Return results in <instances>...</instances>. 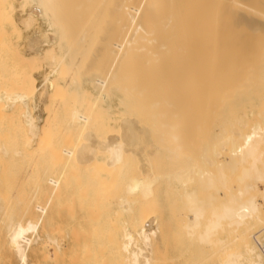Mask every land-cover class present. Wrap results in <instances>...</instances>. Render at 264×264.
Here are the masks:
<instances>
[{
  "label": "bare ground",
  "instance_id": "6f19581e",
  "mask_svg": "<svg viewBox=\"0 0 264 264\" xmlns=\"http://www.w3.org/2000/svg\"><path fill=\"white\" fill-rule=\"evenodd\" d=\"M23 1L31 6L29 15L24 19L25 26L29 27L36 19H44L48 24L44 36L50 38V41H48V48L42 49L41 52L32 57L19 55L12 56L7 60V54L4 52L12 43L11 40L0 37V126L4 121V116L8 114L5 112H15L24 118L27 136L24 138H27L29 142L38 140L42 144L47 136L52 132L54 133L53 125L47 123L49 116L45 121L47 125L44 123L43 126H46L41 129L39 117H35L31 112L32 103L35 102V95L39 90L36 86L34 73L40 69V63L44 62L50 67L46 81L53 90L52 100L49 98L51 102L56 103L64 97H61L62 95L66 97L68 94L69 96L68 100L62 99V102H64L65 107L67 103H71L70 113L66 111L67 117L64 114L61 116H65L62 119L64 122L69 115L67 126L70 128L69 131L72 130L76 134H73L76 138L74 146L72 141L70 143L72 148L62 149L63 151L59 149L62 154L57 153L64 160L61 170L53 174L48 173L47 176L46 171L42 172L46 178L41 176L42 173L40 175L43 184L40 185L39 189L47 195L48 200L45 204H37V210L41 213L38 218H30L26 222L15 221L17 211L11 210L10 214L15 213L16 215L13 218L5 209V205L9 203V192L0 191V217L5 215L9 220L8 247L20 258L21 262L28 264V249L33 242L29 233L38 231L41 222L48 214L49 208L54 206L55 201L63 196L75 197V194L69 193L72 184L70 172L76 175L80 171L88 179L94 181L92 183H106L109 188L102 186V189H110L109 192H105L108 195L114 193L111 189L122 190V188L124 194L127 192L129 195L122 196L123 191L120 193L116 190V194L120 193L121 197L118 194L119 197L116 201L110 200L111 202H109L114 206L112 212L117 216L118 214L119 216L120 214H122L121 216L124 215V220H121L119 216L117 221L108 219L107 225L109 226L99 234L97 233V237L94 238L100 243L105 242L106 244L108 241L107 243L112 247L109 248L110 251L112 249L115 251L114 254L123 255V264H162L166 259H160L156 256L157 248H161L160 246L170 237L173 238L172 240L181 237L177 234H184L189 241L197 240L194 241L197 242V244L195 243L197 247H191L189 244L190 247L187 248L188 243L185 244L183 239L184 242L181 244L185 245L186 249L183 247V250H179L178 254L175 253V257L173 254L172 259L185 258L186 263L182 260L184 264H264V238H259L264 233V163L262 162L264 153L261 151L264 148V108L261 109V112H257L259 114H255L258 115V119H252L254 120L253 123L248 120L250 114L244 110L254 100L259 99L264 102V0H116L115 7L113 6L115 0L113 2L110 0H108L109 2L106 0L102 2L101 0L103 4L99 0H88L89 3L93 4L94 2L93 7L98 1L101 6L107 2L110 3L108 6H113L111 11L114 15L112 17L107 5L105 8L107 7L106 10L109 11L108 15H111L113 23L107 19V16L105 19L102 18L105 14L107 15L108 11L104 8L102 12L103 7H97V4L96 7L99 10L102 8L100 11L102 14H98L101 17L100 20L97 15L99 12L84 9L86 12L89 11L86 13V19L90 16L88 14L96 13L92 14L94 17L91 16L93 20L90 21L89 18L87 22L95 23L97 20L94 21V18L96 17L100 21L96 22V26H98L97 23H103L107 20L108 24L111 23V28L108 29L110 32H107L110 33V41L108 45L107 43L101 45L106 47V50L102 48L101 50L107 53V50L110 49L108 55L113 56L112 62L111 57H109V61H106L108 64L102 66L107 68L111 62L110 69L107 68L108 71L106 70V77H97L92 83L96 94L90 95L89 93V97L87 96L88 89L82 85L83 73L78 74L73 81L70 80L72 82L70 84L68 83L69 79L67 80L75 70H78L76 68L78 63H75L74 55L76 54V57L81 60L79 54L83 53L79 52L80 49H75V46L78 47L79 45L82 50H86L82 46L84 47L88 40L86 37L88 34L84 35L88 32L80 31L83 32L80 35L84 36L80 38L73 36L74 38L69 45L65 43L69 27L63 23L67 27L65 28L61 24L62 21L59 23L56 19V16L59 19L58 13L64 6L60 5L62 3L60 0H58L59 4L56 0ZM82 1L84 2V0ZM97 8L95 10L99 11ZM92 9L94 10V8ZM14 10V0H0V24H2L0 36H8L7 23L12 25L13 32H19ZM109 16L108 18H110ZM62 17H64V13ZM81 22L79 21V23ZM87 22L85 21L86 27L87 24L90 26V23ZM107 23L104 25L107 26ZM93 25L95 26V24ZM93 25H91V30ZM104 25L99 24L98 28L102 27L103 30ZM74 28L72 29L74 30ZM98 28L95 29L94 27V31ZM82 30L84 29L82 28ZM75 31L74 33H77L78 37V32ZM87 31L89 30L87 29ZM97 35L98 38L100 34ZM100 41H98L99 44ZM86 44L88 45V43ZM64 45L67 47L64 48ZM58 48L64 50L59 52ZM94 51L96 52V50ZM99 54L102 55L103 52ZM81 56V58L86 57ZM105 57L93 56L88 62L93 64L91 65L93 67L99 64L97 65L99 67ZM82 60L80 62L84 63H80L79 69L85 67L84 64H87L88 57ZM6 63L11 66L9 72L6 71ZM103 68L102 71H104ZM6 72L8 76H11L8 73H12L13 80L1 87ZM87 72L89 71L87 70ZM103 75L105 76V73ZM114 89L118 93L120 92L117 100L107 104V100L111 97L110 93ZM114 106H122L121 113L128 114L126 117H122V133L115 135L112 131L106 136L104 134L96 136V133H101L108 127L102 123L103 121L112 120L116 122L118 120L114 114L109 112ZM53 107H55L54 104ZM107 111V115L103 116ZM144 112L145 115H142ZM233 112H240V114H235L234 118H225L233 116ZM130 116H134V118ZM142 116L145 118L144 120ZM66 123L64 122L65 125L60 129L66 128ZM150 126L152 129L157 128V132H151ZM152 133L158 135V140L156 139L155 143L151 139ZM18 136L21 137L22 135ZM68 136L66 137L67 141L71 140ZM45 137L46 139H44ZM50 138L47 139L49 145ZM17 139L16 142H18ZM67 144L69 145V143ZM44 145H46L45 142ZM9 146L7 145V147ZM40 146L38 147L40 148ZM0 149L6 155L9 154L5 146L2 145ZM35 150L34 152H36ZM31 151L29 152L31 153ZM21 152L17 151L19 156L13 158L18 159V161L24 160ZM34 152L32 151L35 155ZM261 153L263 154L262 158ZM100 154H103V157H99ZM21 156L23 157L22 160H20ZM8 158L10 160L11 157ZM57 158L60 161V157ZM15 159L13 162L17 165L18 161L16 160L17 163H15ZM61 162L63 161L61 160ZM246 163H250V171L254 170L252 171L253 174L256 172L257 176L250 173L254 176H252L253 180L256 177L255 182L251 180L252 177L249 178L250 175H247L249 174V170H247L249 167H244ZM47 164L48 161L45 165L47 166ZM57 165L58 162L55 166ZM74 165L79 167V171H75V168L71 170ZM228 165H231L230 168L233 171L235 170L234 174L228 170ZM241 165L244 169L242 167V170L239 171L238 176L240 178H238L235 173L238 169L240 170ZM33 166L31 164L32 174L34 172ZM10 167H7L9 169H7L6 174L7 172L13 173L11 171L13 167L12 169ZM42 167H39L40 170ZM48 167L43 168L48 170ZM17 171L14 172V175L18 173ZM29 172L26 174L28 175ZM229 172L237 177V179L231 177L232 182L234 179L232 184H237L235 188L233 187L235 190L229 189ZM18 174L21 175V173ZM49 174L50 176H48ZM242 174H246L247 177H244L247 179H241L243 178ZM17 178L15 177V180ZM235 179L237 180L236 183ZM238 179H241L239 180L240 183L244 180H247L245 183L250 180L251 182L245 185L238 184ZM79 181L78 183H80ZM258 182L262 184V188ZM106 184L104 185L106 186ZM94 185L99 187L97 183ZM86 190L83 189L80 193H85ZM98 192L100 193V188ZM105 193H100V196L104 197ZM100 196L97 195V199ZM27 199L29 200V197ZM102 200L96 202H102ZM105 200H107L106 197ZM16 206L20 207V204ZM181 229L184 230V233L180 234L183 232ZM220 231H226L227 235L225 238L216 239ZM33 237H35L34 233ZM182 237L184 236L182 235ZM48 241L58 244L56 239L50 238ZM170 246V248L177 247V245ZM58 248L60 251L61 246L59 244ZM100 249L101 247H99ZM92 250H96V248ZM89 251L91 253V250ZM166 251L169 250L166 249L164 252L167 253ZM112 256L110 255V257Z\"/></svg>",
  "mask_w": 264,
  "mask_h": 264
},
{
  "label": "rangeland",
  "instance_id": "374dc122",
  "mask_svg": "<svg viewBox=\"0 0 264 264\" xmlns=\"http://www.w3.org/2000/svg\"><path fill=\"white\" fill-rule=\"evenodd\" d=\"M66 0H63V1H61L60 0V2H62V3H60V2H58V0H56V2L59 4L60 3V5H64L63 6V8H61L60 10H61V14L60 13H58L59 14V19H58V17L56 16V19L58 20V22L59 23H61L60 21H62V23L61 24H66V26L67 27H69L68 28V31L65 29V31H67V33H66V37H65V43H68L69 45L71 44L70 42L73 40V38L75 37V38H80V37H82V36H84V35H87L88 34V36H86L87 37V42L86 43H88V45L85 43L84 44V47L82 46V45H80V46H82V48H86V50H82L81 49V47H79V45H78V47H77V45L74 47L75 49H80V51L79 52H83V53H80L79 54V52H78V54L80 55V59L81 60H79V58H77L76 57V54L74 55L75 57L74 58H76V61H75V63L77 62L78 64H77V66L78 67H76L78 70H75L74 71V73H73V75L72 74H70V75H72L70 78L68 77L67 78V80H68V83L70 84V83H72L71 81H73L74 80V78H76L77 77V75L78 74H80V73H83V79H82V85L86 88V89H88V94H87V96L89 97V93H90V95L91 94H96V90L93 88V86H92V83L97 79V77L98 78H103V77H106V72L108 71V69L107 68H109V67H111V65H110V63L112 62V60H113V56L112 55H108V51L110 50V49H108L107 50V53H105L106 51H103V50H106V47L105 46H101V45H105L106 43H107V45H108V43H109V41H110V33H107L108 31L110 32V30H108V29H110L111 28V23L110 22H112L113 23V20H112V17L114 16L112 13V11H111V7H112V10H113V6L115 7V4H116V0L114 1V0H110L111 2H113L112 4H113V6L111 5V7H109L108 6V4L110 5V3H108L109 1L108 0H106V1H108L105 5H107L108 6V8L107 9H110L109 11H111V15H112V17H111V15L109 16L108 14H109V11L108 10H106V8H105V5H103V6H101L99 3L101 2V0H99L97 3H95V7H96V4H97V7H103V10H102V8H101V10H102V12L104 11V8H105V10L106 11H108L107 12V15L105 14L102 18H106L105 16H107V19L110 21L109 23L110 24H108L107 23V21L105 22V21H103V20H101V21H103V23H97L98 24V26H96V22L98 21V22H100L99 20H100V15H98V14H102V12L100 13V11L101 10H99L97 7V10H99V11H96L95 9V7H93L92 5L94 4V2H93V4L90 2L89 3V1L88 0H84V2L81 0H67L66 2H65ZM75 1V2H74ZM80 1V2H79ZM95 1V0H94ZM55 2V3H56ZM68 2V3H67ZM77 2V3H76ZM102 2H105V0H102ZM101 2V3H102ZM64 3H67V4H64ZM83 3V4H82ZM87 3V4H86ZM89 4V5H88ZM103 4V3H102ZM14 5H15V10H14V17H15V20L17 21V23H18V25H19V32H13V30H12V25L11 24H6V27L8 28V36L6 37V36H3V35H1L0 37H1V39H4V38H7L9 41L11 40V43L13 44V46H12V44L9 46V47H7L6 48V51L4 52L5 54H7V60H9V58H12V56H25V57H32V56H34V55H36V54H38L39 52H41L42 51V49H45V48H48V41H50V38L48 39V37H46V36H44V31H46L47 29H48V24H47V22L44 20V19H41V18H39V19H36V20H34L33 21V23L29 26V27H27V26H25V24H24V19H26L27 18V16L29 15V13H30V10H31V6L29 5V4H25L24 3V1L23 0H21V1H19V0H14ZM25 5V6H24ZM67 5V6H66ZM72 5V6H71ZM77 5V6H76ZM99 5V6H98ZM30 6V7H29ZM58 6V5H57ZM62 6H60V7H62ZM66 6V7H65ZM71 6V7H70ZM84 6V7H83ZM91 6V7H90ZM89 7V8H88ZM59 8V7H58ZM73 8V9H72ZM87 8V9H86ZM91 8V9H90ZM92 8H94V10L92 9ZM87 11L88 9H89V11H94V12H99V13H97V15L99 16H97L98 18H99V20H98V18H94V21H95V19L97 20V21H95V23L94 22H89L90 23V26H88L89 24H87V27H86V23H85V21L87 22V20L90 18V21H91V19L93 20V18H91V16H92V14L94 15V14H96V13H94V12H92L91 14H88V15H90L89 17H87V19H86V13H89V11L88 12H86L85 10ZM70 11V12H68V11ZM73 10V11H72ZM78 10V12H76ZM80 10V11H79ZM84 10V11H83ZM65 11V12H64ZM20 12H22V13H20ZM76 12V13H75ZM80 12H82V13H80ZM85 12V13H84ZM63 13H64V17H62L63 16ZM75 13V14H74ZM57 14V15H58ZM69 14V15H68ZM79 17H78V16ZM66 16V17H65ZM108 16L110 17V18H108ZM17 17V18H16ZM61 17V18H60ZM73 17V18H72ZM81 17V18H80ZM92 17H94V16H92ZM76 18V19H75ZM79 18V19H78ZM69 19H70V21H72V22H70L69 21ZM114 19V18H113ZM56 20V21H57ZM81 20H83L82 22H81ZM19 21V22H18ZM64 21V22H63ZM67 21V23H65ZM69 21V22H68ZM79 21L81 22V23H79ZM87 22V23H88ZM21 23V24H20ZM23 23V24H22ZM70 23V24H69ZM105 23H107L106 25L107 26H105L104 24ZM64 24H63V26H64ZM93 24H95V26L93 25ZM99 24H103L104 26H103V30L101 29L102 27H100V29L98 28L99 27ZM21 25V26H20ZM74 25H76V26H74ZM80 25V26H79ZM84 27H86V28H84ZM91 25H93V27H92V30H91ZM109 25V26H108ZM101 26V25H100ZM36 27H38L37 29H36ZM65 27V26H64ZM67 27H65V28H67ZM74 28V27H76V28H74V30L72 29V28ZM84 29V30H82V28ZM94 27H95V29H97L98 28V30H95L94 31ZM107 27V29H105ZM110 27V28H109ZM1 28H2V24H0V30H1ZM35 28V29H34ZM34 29V30H33ZM86 29V30H85ZM87 29L89 30V31H87ZM104 29H105V31H104ZM70 30V31H69ZM76 30V31H75ZM78 30V31H77ZM74 31L75 32H78V37H77V33H74ZM80 31H86V32H88V33H86V34H84V35H80V34H83V32H80ZM94 31V32H93ZM98 32V33H97ZM37 33V34H36ZM70 33V34H69ZM85 33V32H84ZM94 33V34H93ZM1 34V33H0ZM73 34V35H72ZM93 34V35H92ZM97 34H100L99 35V37L97 38ZM91 35V36H90ZM97 35V36H96ZM103 37H102V36ZM28 36V37H27ZM41 36V37H40ZM72 36V37H71ZM74 36V37H73ZM93 36V37H92ZM68 37V38H67ZM90 37V38H89ZM91 37H92V41H91V43H90V40H91ZM101 37V38H100ZM106 37V38H105ZM108 37V38H107ZM43 38H45V39H43ZM95 38V39H94ZM97 38V39H96ZM42 39V40H41ZM71 39V40H70ZM94 39V40H93ZM102 41H100V40ZM104 41H103V40ZM96 40H97V43H96ZM107 40H108V42H107ZM43 41H44V43H43ZM89 41V42H88ZM98 41H100V44H99V42ZM92 42H93V44H92ZM43 43V44H42ZM94 43H96V44H94ZM90 44V45H89ZM92 44V45H91ZM101 46H99V45ZM39 45V46H38ZM91 46V47H90ZM93 46H94V48H93ZM98 46V47H97ZM35 47V48H34ZM67 46H65L64 45V48H66ZM92 48L91 50H90V48ZM103 47H105V48H103ZM38 48V49H37ZM74 48H73V50H74ZM101 48L103 49V50H101ZM107 48H109V47H107ZM30 49V50H29ZM77 49V50H78ZM89 49V51H87ZM37 50V51H36ZM64 49H60V48H58V51L59 52H62ZM82 50V51H81ZM94 50H96V52L94 51ZM99 50V51H98ZM90 51H91V53H90ZM93 51V52H92ZM101 52H103V54L101 55V54H99V53ZM3 53V54H4ZM34 53V54H33ZM74 53H75V51H74ZM77 53V52H76ZM110 53H111V51H110ZM17 54V55H16ZM27 56H26V55ZM31 54V55H30ZM33 54V55H32ZM96 54V55H95ZM81 55H84V56H86V57H83V58H87L88 57V60H87V64L85 63L84 64V66L85 67H82L81 69H79V67H80V63H82V62H80V61H83L82 59L83 58H81L82 56ZM101 56V58H102V56H106L105 58H103V61H102V64H100V68L97 66V65H99V64H96V65H94V67L93 66H91V65H93V64H89V60L93 57V56ZM72 56V55H71ZM79 57V56H78ZM109 57H111L110 58V60H111V62L109 63V65L107 66V68H103L104 66H106L108 63L106 62V61H109L108 59H109ZM72 58V57H71ZM104 59H106V60H104ZM75 60V59H74ZM79 62H78V61ZM84 60H86V59H84ZM102 60V59H101ZM9 62V61H8ZM41 63H42V65H41ZM40 63V69H38V70H36L35 71V77H36V86L39 88V90L37 91V93H36V95H35V102H33L32 103V108H31V112H32V114L35 116V117H39V125H40V128L41 129H43L46 125H47V123H50V124H52L53 125V130H54V133L52 132L49 136H47V139L49 140V138H50V136H51V138H50V141H49V143H50V145L48 144V141H47V139H46V137L44 138V139H46V140H43V142H42V144H41V142H38V140L37 141H35V142H29L28 140H27V138L25 139L24 137H27L26 136V127H25V124H24V118H22L20 115H19V113H15V112H5V113H8V114H6L5 116H4V121H2V124H1V126H0V147L3 145V146H5L6 148H7V150L9 151V154L8 155H6L1 149H0V191H3V192H9V196H10V198H9V203H11V205H9V203H7L6 205H5V209L7 210V213L9 214V215H11L13 218L16 216L15 215V213L14 214H10L11 213V210L12 211H17L16 213H17V217H15L14 219H15V221H23V222H26L28 219H30V218H38L40 215H41V213L37 210V204L38 203H41V204H45L46 202H47V200H48V197H47V195L46 194H44L43 192H41V190L39 189V187H40V185H42L43 184V181H42V177L41 176H45L43 173L45 172V174H46V176H47V174L48 173H54V172H56V171H59V170H61V166H62V163H64V160L63 159H61L62 157L61 156H59L58 154H62V149H65V148H72L73 146H74V141H75V138H76V136H74L73 134H75L72 130H70L69 131V129L70 128H68L69 126H67L68 125V121H67V119L69 118V115H68V118L66 119V120H64V122L66 123V128H62L63 129V131H61L62 129H60L62 126H64L65 124H64V122H63V120L62 119H64L63 117H65L66 116V111H67V113H70V106H71V103H67L68 104V106H67V104H66V107L64 106V102H62L63 100H68L69 99V96H68V94L66 95V97H65V95H62L61 97H63V98H60L61 99V101H57L56 103H53V102H51V100H52V94H53V90L51 89V87H50V84L49 83H47V81H46V76H47V74L50 72V67L46 64V63H44V62H41ZM84 63V62H83ZM82 63V64H83ZM83 66V65H82ZM88 66H91L92 67V70H90V68L88 67ZM96 66V67H95ZM103 66V67H102ZM11 66H8V63H6V71L7 72H9V68H10ZM99 69H98V68ZM86 68V69H85ZM102 68L104 69V71H102ZM48 69V70H47ZM95 69H97V70H95ZM110 69V68H109ZM88 70L89 72H87L86 73V71ZM98 70H100V71H98ZM107 70V71H106ZM82 71V72H81ZM84 71V72H83ZM7 72H6V77L4 78V80H2V83L3 84H1V87L3 86V85H6V84H8V83H11L12 82V80H13V76H12V73L10 72V73H8V74H10L11 76H8L7 75ZM105 73V76L103 75L104 73ZM101 73V74H100ZM103 75V76H102ZM9 77V78H8ZM11 77V78H10ZM5 79H6V81H5ZM71 80V81H70ZM48 88V89H47ZM51 89V90H50ZM117 91V90H116ZM115 91V89H114V91H112L111 93H110V96L111 97H109L110 99H108L107 100V104H110V103H114V101L116 102V100H117V97H118V95H119V93H118V91L116 92ZM112 94V95H111ZM51 95V96H50ZM51 100H50V99ZM66 98V99H65ZM63 99V100H62ZM112 99V100H111ZM49 101H50V103H49ZM69 102V101H68ZM263 101H260L259 99H257V100H254L253 102H250L247 106H246V108L244 109L248 114H250V117L248 118V120L250 121V122H252L253 123V121L254 120H256V119H258V115H255V114H259V113H257V112H261V109L262 108H264V106H263V104H264V102H263V104H261ZM59 103V104H58ZM49 104V106H47ZM53 104L55 105V107H53ZM116 104V103H115ZM261 104V105H260ZM249 105H251V106H249ZM47 106V107H46ZM261 106V108H259ZM48 107H49V109H48ZM251 107V108H250ZM259 109H258V108ZM58 108V109H57ZM64 108H65V111H64ZM55 110V111H54ZM60 110H61V112H60ZM122 110H123V108H122V106H114V108H112V109H110L109 110V112L110 113H112V114H114V116L115 117H117L118 118V120L116 121V122H113L112 120L110 121V120H105V121H103L102 123L103 124H105V125H107L108 127L103 131V132H101V131H98V132H101V133H96L95 135L97 136V135H103L104 134V136H106L107 134H109V133H111L112 131L114 132L113 134H115L116 135V133L118 134V135H120L121 133H122V130H121V127H122V124H123V122H122V120H123V118L124 117H126L128 114H125V113H121L122 112ZM63 111V112H62ZM53 112V113H52ZM55 112V113H54ZM106 113H108V111L107 112H105L104 114H103V116H106L107 114ZM234 114H233V116H230V117H225L226 119H228V118H234V115L235 114H237L238 112H233ZM52 114V115H51ZM54 114V115H53ZM55 114H57V115H55ZM61 114H64L65 116H61ZM148 113L146 112V115H147ZM238 114H240V112L238 113ZM237 114V115H238ZM40 115V116H39ZM142 115H145V112H144V114H142ZM150 115V114H149ZM47 116V117H46ZM48 116H49V120H52V121H49V120H47V118H48ZM51 116V117H50ZM57 116H59L58 118H56ZM124 116V117H123ZM225 116V115H224ZM67 117V116H66ZM123 117V118H122ZM131 118H134V116H130ZM143 117V116H142ZM146 117V116H145ZM147 117H148V115H147ZM22 118V119H21ZM51 118V119H50ZM55 118V119H54ZM42 119V120H41ZM145 118L143 117V120H144ZM252 119H254V120H252ZM47 120V123L45 122ZM146 120H147V118H146ZM14 121V122H13ZM22 121V122H21ZM49 121V122H48ZM63 122V123H62ZM121 122V123H120ZM144 122V121H143ZM44 123L46 124L45 126H43L44 125ZM55 123V124H54ZM58 123V124H57ZM11 124V125H10ZM59 124H61V126H58ZM22 125V126H21ZM24 126V127H23ZM55 126V127H54ZM59 129H58V128ZM98 127V126H97ZM20 128V129H19ZM57 128V129H56ZM68 128V129H67ZM150 128H151V132H154V133H156L157 131V128H153L152 129V127L150 126ZM108 129H110V130H108ZM114 129H116L117 131H115ZM119 129V130H118ZM17 130V131H16ZM19 130V131H18ZM66 130V133L64 134V131ZM95 130H97V128H95ZM56 131V132H55ZM110 131V132H109ZM16 132H18V133H16ZM60 132H62L61 134H60ZM71 132V133H70ZM95 132H97V131H95ZM94 132V133H95ZM56 133V134H55ZM22 135L21 137H19L18 135ZM61 135V136H60ZM64 135V136H63ZM68 135H70V136H68ZM76 135V134H75ZM154 134L152 133L151 134V139H153L154 140V143L158 140V135L156 134V135H154V137H152ZM17 136V137H16ZM53 136H56V137H53ZM59 136V137H58ZM69 137V139H71V140H66V137ZM17 138H19V139H17V141L18 142H16V139ZM54 140H53V139ZM68 139V138H67ZM157 139V140H156ZM14 140V141H13ZM24 140V141H23ZM26 140H27V143H26ZM56 140V141H55ZM153 140H152V142H153ZM10 141V142H9ZM11 141H12V144H10L11 143ZM40 141V140H39ZM47 141V142H46ZM65 141V142H64ZM67 141V142H66ZM71 141H72V145H70V143H71ZM16 144H15V143ZM38 142V143H37ZM44 142L46 143V145H44ZM8 143V144H7ZM52 143V144H51ZM67 143H69V145L67 144ZM5 144V145H4ZM14 144H15V147H14ZM19 144V145H18ZM55 144V145H54ZM64 144V145H63ZM7 145L9 146V145H11V146H9V147H7ZM41 145V146H40ZM44 145V146H43ZM18 146V147H17ZM22 147V149H21V147ZM26 148H25V147ZM36 146H37V148H36ZM38 146H40V148L38 147ZM48 146V147H47ZM54 146V147H53ZM71 146V147H70ZM42 147V148H41ZM43 147H45V148H43ZM50 147V148H49ZM56 147H57V151H56ZM10 150H9V149ZM50 149V150H48V149ZM17 149V150H16ZM36 149V150H35ZM47 151H46V150ZM59 149H61V150H59ZM264 148H262V150L261 151H263V153H264V150H263ZM25 150H28V151H26L25 152ZM30 150H32L33 152H34V150L36 151V152H34L35 153V155L32 153V151H31V153L29 152ZM44 150V151H43ZM52 150H54L53 151V153H52ZM17 151H22L21 153L23 154H21L22 156H24V160H22L23 159V157L21 156L19 159L20 160H22L23 161V163H22V161H18V159H15L17 156H19V155H17ZM41 151V153L42 152H44V153H39ZM46 151V152H45ZM56 151V152H55ZM16 154H15V153ZM27 153V154H26ZM37 153H39V154H37ZM50 153H52V154H50ZM56 153V154H55ZM58 153V154H57ZM2 154V155H1ZM60 154V155H61ZM10 155V156H9ZM12 155H14V156H12ZM26 155V156H25ZM55 155V156H54ZM101 155V156H100ZM99 155V157H103V154H100ZM261 158L263 157V154L261 153ZM16 156V157H15ZM32 156V157H31ZM38 156V157H37ZM8 157H11L12 158V160H11V158H10V160H9V158ZM13 157H15V158H13ZM57 157H60V161H58L59 159L57 158ZM3 158V159H2ZM4 158H6L7 159V161H6V159L4 160ZM54 158V159H53ZM15 159V163H17V161H18V164L16 165V164H14V162H13V160ZM51 159V160H50ZM9 160V161H8ZM17 160V161H16ZM54 160L56 161L55 163H54ZM61 160L63 161V162H61ZM264 158H262V162L264 163ZM37 161V162H36ZM46 161H48V164H47V166L45 165L46 164ZM11 162V163H10ZM24 162H26V163H24ZM57 162H58V167L57 166H55L56 164H57ZM60 162H61V164H60ZM262 162H260L261 164H263ZM4 163V164H3ZM10 163V164H9ZM29 163V164H28ZM45 163V164H44ZM251 163V162H250ZM250 163H246L245 165H244V167L245 168H248L247 170H249V174H247V175H250L249 176V178L250 177H252L253 175L255 176L256 175V172H255V174H253L254 172H252V171H254V170H251L250 171V167L251 166H249V164ZM260 163H259V166H260ZM14 164V165H13ZM23 164V165H22ZM31 164H32V166H33V174H32V167H31ZM37 164H40V165H37ZM55 164V165H54ZM8 165V166H7ZM22 165V166H21ZM25 165H27L26 167H25ZM45 165V166H44ZM264 165V164H263ZM262 165V166H263ZM4 166V167H3ZM11 166V167H10ZM14 166H16V167H14ZM18 166V167H17ZM41 166H43V167H48V170H46V168H43L42 167V170H40V168H41ZM60 166V167H59ZM229 166V165H228ZM7 167H10L11 169H12V167H13V169L11 170L13 173L12 174H9L8 172H7V174H6V171H8L7 169H9V168H7ZM39 169H38V168ZM57 167V168H56ZM225 167H227V166H225ZM225 167H224V169H225ZM231 167V165L228 167V170L230 171L231 170V172H233V174H234V171H233V169H231L230 168ZM234 167V166H233ZM232 167V168H233ZM242 167H243V165H241V167H240V170L238 169V171H236V173L235 174H237V177L238 178H240V176H238V173H239V171H241L242 170ZM244 167H243V169H244ZM16 170H15V169ZM19 170H18V169ZM25 170V172H24V170ZM75 168V169H74ZM238 168V167H237ZM237 168H234V169H237ZM261 169L263 168V167H260ZM4 169V170H3ZM22 169V170H21ZM35 169H37V170H35ZM57 169V170H56ZM72 169H74L75 171H79L78 169H79V167L78 166H75L74 165V167H72L71 168V170ZM227 169V168H226ZM10 170H9V172H10ZM18 170V171H17ZM44 170V171H43ZM50 170V171H49ZM228 170H225L226 172L228 171ZM2 171V172H1ZM18 172V173H21V175L20 174H18V173H15L16 175H14V172ZM30 171V172H29ZM244 172H245V170H243ZM27 172H29L28 173V175L26 174ZM43 172V173H42ZM225 172V173H226ZM244 172H242V173H244ZM3 173V174H2ZM11 173V172H10ZM40 173V174H39ZM41 173H42V175H41ZM79 173H81L80 171H79ZM78 172L76 173V175H73L72 174V172H70V177H71V179H72V184H71V191L69 192V193H71V194H75V197H71V198H69V197H67V196H63L62 198H60V199H58V200H56L55 201V204H54V206H52L51 208H49V211H48V214L46 215V217H45V219L43 220V222H41V224H40V226H39V229H38V231L37 232H31V233H29V237L33 240V242H32V246L28 249V256H29V259H28V264H112L113 263V260H114V263L113 264H123L122 262H123V260H122V258H124L123 257V255H116V254H114V252L115 251H113L112 249H111V251L109 250V248H112L107 242L108 241H106V244H105V242H99V241H95V237H97V233L99 234L101 231H104L105 229H106V227L107 226H109V225H107V222L110 220H114V221H117V220H119V218L121 219V220H124V215L123 216H121L122 214H120V216H119V214H118V216H119V218H118V216L117 215H115L113 212H112V209H113V204L111 205V201L113 202V201H116L117 200V198L119 197L118 196V194L120 195V197H121V194L120 193H122V191H123V188H122V190L121 189H119V190H117V189H111L112 190V192H114V193H111L110 195H108L107 193H105V192H109L110 191V189L108 190V186H107V184L106 183H99V182H96L97 184H99V187H98V185H94V184H96V183H92V182H94V181H92L91 179H88L87 178V176H85V174L83 175V173H81V174H79ZM230 173V172H229ZM250 173H252L253 175H251ZM6 174V175H5ZM23 174V175H22ZM77 174H78V176H77ZM228 174V173H227ZM232 173H230V175H229V177H230V182L228 183V185L230 186H228L229 187V189L231 188H235L236 187V185H234V184H232V183H234V179H233V182H232V180H231V177L233 176V175H231ZM240 174V173H239ZM244 175V174H242L241 176L243 177V178H241V179H247L246 177H247V175ZM25 175V176H24ZM30 175V176H29ZM33 175H35V176H33ZM41 175V176H40ZM7 176V177H6ZM29 178H28V177ZM39 176H40V179H39ZM46 176L45 177H43V178H46ZM48 176H50V174L48 175ZM244 176H246V177H244ZM253 176V177H254ZM257 176V175H256ZM15 177L17 178L16 180H15ZM33 177V178H32ZM35 177H37V178H35ZM233 177H236V176H233ZM237 177H236V179H237ZM253 177H252V179L251 180H253ZM21 178V179H20ZM25 178V179H24ZM27 178V179H26ZM77 178H78V180H77ZM84 178V179H83ZM256 178V177H255ZM254 178V180H253V182H255V179ZM2 179V180H1ZM15 181H14V180ZM18 179H20L19 181H18ZM34 179H35V181H34ZM79 179H80V181H79ZM235 179V180H236ZM241 179H238V184L240 183L239 182V180H241ZM249 179V180H250ZM11 180V181H10ZM12 180H13V183H11L12 182ZM24 180V181H23ZM27 180V181H26ZM38 180V181H37ZM248 180V181H249ZM251 180L249 181V182H247V183H250L251 182ZM78 181L80 182V183H78ZM247 180H244L242 183H240V184H247V183H245ZM18 182V183H17ZM237 182V180L235 181V183ZM92 183V184H91ZM259 183V185L261 186V188H262V184H260V182H258ZM25 184V185H24ZM103 184V185H102ZM104 184H106V186L104 185ZM233 185L232 187H231V185ZM23 185V186H22ZM31 185H32V187H31ZM92 185V186H91ZM102 186L103 187H108L106 190L105 189H102ZM242 185H240V187H241ZM25 187V188H24ZM88 189H87V188ZM95 187V188H94ZM97 187V188H96ZM238 187V186H237ZM243 187V186H242ZM5 188V189H4ZM10 188V189H9ZM15 188H16V191H14L15 190ZM20 188V189H19ZM24 188V189H23ZM80 188H81V190H83V189H87L86 190V192L85 191H83V192H85V193H80L81 192V190H80ZM99 188H100V193H105L104 194V197L103 196H100V193L98 192L99 191ZM233 188V189H234ZM12 189V190H11ZM26 189V190H25ZM33 189H34V191H33ZM96 189H98L97 191H95ZM125 189V188H124ZM232 189V190H233ZM118 192H120V193H117L116 194V192L117 191ZM227 190V189H226ZM235 190V189H234ZM23 191V192H22ZM26 191H27V193H26ZM125 191H127L126 189H125ZM13 192H14V194H13ZM16 192V193H15ZM17 192H19V193H17ZM36 192V193H35ZM97 192V194H95ZM12 193V194H11ZM43 193V194H42ZM87 193V194H86ZM16 194H18V195H16ZM31 194H32V196H31ZM86 194V195H85ZM12 195H14V196H12ZM15 195H16V197H15ZM24 195V196H23ZM98 195V197L100 196V198L99 199H97L98 197H96ZM106 195V196H105ZM109 196V200H108V196ZM18 196V197H17ZM20 196V197H19ZM26 196V197H25ZM31 196V197H30ZM111 196V197H110ZM122 196H129L128 195V193L127 192H125V194H124V191H123V193H122ZM14 197V198H13ZM29 197V200L27 199ZM96 197V198H95ZM105 197L107 198V200H108V202H107V200H105ZM74 198V199H73ZM102 198H104V200L106 201H104V200H102ZM14 199V200H13ZM19 199V200H18ZM20 199H23V200H20ZM25 199V200H24ZM94 199V200H93ZM102 200V202H98L99 203V205H98V203L96 202L97 200ZM111 200V201H110ZM11 201V202H10ZM74 201V202H73ZM110 201V202H109ZM58 202V203H57ZM61 202V203H60ZM104 202V203H103ZM20 204V207L19 206H16V205H18V204ZM25 203V204H24ZM28 203V204H27ZM103 203V204H102ZM92 204V205H91ZM97 204V205H96ZM108 204H110V205H108ZM3 206H4V204H2ZM9 205V206H8ZM91 205V206H90ZM107 205V206H106ZM69 206H71L70 208H68ZM97 206H98V208H97ZM23 207V208H22ZM25 207V208H24ZM103 207H105V209H103ZM110 208V209H108V208ZM9 208V209H8ZM18 208V209H17ZM19 208H21L20 210H19ZM97 208V209H96ZM107 208V209H106ZM3 209H4V207H3ZM15 209V210H14ZM27 209V210H26ZM9 210V211H8ZM96 210V211H95ZM100 211L101 210V212H98V211ZM111 210V211H110ZM94 212H95V215H94ZM99 214H97V213ZM109 212H110V214H109ZM13 213V212H12ZM7 214V215H8ZM97 214V215H96ZM37 216V217H36ZM97 216V217H96ZM5 215H1V217H0V264H23V262H21V260H20V258L8 247V241H9V236H10V229L8 228V224H9V220L7 219V216L5 217ZM17 218V219H16ZM94 218V219H93ZM107 218V219H106ZM117 218V219H116ZM3 219H4V221H3ZM7 219V220H6ZM109 219V220H108ZM5 220H6V222H5ZM5 222V223H4ZM7 223V224H6ZM64 226V227H63ZM95 226H96V228H95ZM98 226V227H97ZM105 226V227H104ZM94 227V228H93ZM98 228V229H97ZM93 229V230H92ZM182 230V229H181ZM67 231V232H66ZM96 231H98V232H96ZM183 232H180V234L181 233H184V230H182ZM33 233H34V236L35 237H33ZM90 235V236H89ZM93 235V236H92ZM96 235V236H95ZM182 235L184 236V237H182ZM182 235H178L177 234V236H181V237H178V239L177 240H172L173 238H169V239H167L166 240V242L165 243H163L162 244V246H160L161 245V243L160 244H158L161 248H157L158 250H157V257H159L160 259H166V261L164 262H162V264H184V262L182 261V260H184L185 261V263H186V260H185V258H179V259H172V256H173V254H174V256L173 257H175V253L176 254H178L179 253V250H183V247H184V249H186V247H185V245H182L181 243L182 242H184V240H185V244H186V242L188 243V247L187 248H189L190 246H189V244L191 245V247L192 246H195V243L197 244V242H194L196 239H194V241L192 240V241H189V239L188 238H186L185 237V235L184 234H182ZM226 235H227V232L226 231H220V233H219V235L217 236L218 238H216V239H219V238H225L226 237ZM171 236H172V234H171ZM173 237V236H172ZM50 238H52V239H56L57 240V243L61 246V249H60V251H59V248H58V244L56 245V244H53V243H51V241H48V240H50ZM66 238H68V240L70 241H68V240H66ZM78 238V239H77ZM181 238V240H180V242H178V240ZM260 239L261 238H264V233L259 237ZM36 239H38L37 241V243L35 242L36 241ZM184 239V240H183ZM187 239V240H186ZM96 242V244H94L95 242ZM174 241H176V242H178V243H175ZM197 241V240H196ZM7 242V243H6ZM49 243V245H48V243ZM67 242L69 243L68 245H67ZM192 242V243H191ZM51 243V244H50ZM99 243V244H98ZM171 243V244H170ZM177 245V247H173V248H170L171 246L170 245H172V246H176L175 244ZM41 244V245H40ZM89 244V245H88ZM174 244V245H173ZM88 245V246H87ZM97 245V246H96ZM104 246V247H103ZM105 246H107L106 247V249H105ZM164 246V247H163ZM72 247V248H71ZM99 247H101V249L99 250ZM195 247H197V245L195 246ZM89 248V249H88ZM91 248V249H90ZM96 248V250H92V249H95ZM163 248V249H162ZM174 248H176L175 250H174ZM161 249V250H160ZM166 249H168L169 251L167 252V253H165L164 251L166 250ZM171 249H173L174 251H172ZM89 250H91V253H90V251ZM162 250H163V253H162ZM54 251V252H53ZM56 251V252H55ZM68 251V252H67ZM49 252V253H48ZM88 252V253H87ZM94 252V253H93ZM103 252V253H102ZM174 252V253H173ZM69 253V254H68ZM87 253V254H86ZM90 253V254H89ZM161 253H162V255H163V257H161L162 255H161ZM55 254V255H54ZM58 256H57V255ZM64 254V255H63ZM112 254H113V256H112ZM48 255V256H47ZM55 257H54V256ZM105 255V256H104ZM110 255L112 256V257H110ZM115 255H116V257H115ZM36 256V257H35ZM51 256V257H50ZM78 256V257H77ZM77 257V258H76ZM165 257V258H164ZM50 258H52V259H50ZM104 259V260H103ZM73 260V261H72ZM76 260V261H75ZM96 260V261H95ZM97 260H101V261H97ZM179 262H178V261ZM52 261V262H51ZM103 261H105V262H103ZM115 261H116V263H115ZM174 262V263H173ZM175 262H177V263H175Z\"/></svg>",
  "mask_w": 264,
  "mask_h": 264
}]
</instances>
